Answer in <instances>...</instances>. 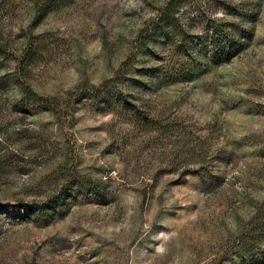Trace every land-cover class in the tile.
Here are the masks:
<instances>
[{"label":"rangeland","instance_id":"1","mask_svg":"<svg viewBox=\"0 0 264 264\" xmlns=\"http://www.w3.org/2000/svg\"><path fill=\"white\" fill-rule=\"evenodd\" d=\"M167 1L68 0L33 25L36 0H0V264H264V243L256 258L238 243L264 200V0H183L193 44L162 64L168 51L139 34ZM212 17L251 36L205 71L195 45ZM31 35L41 53L20 70ZM185 62L204 72L172 80ZM142 67L121 83L127 102L77 100ZM73 180L105 202L16 215Z\"/></svg>","mask_w":264,"mask_h":264},{"label":"trees","instance_id":"2","mask_svg":"<svg viewBox=\"0 0 264 264\" xmlns=\"http://www.w3.org/2000/svg\"><path fill=\"white\" fill-rule=\"evenodd\" d=\"M68 0H36L35 13L33 16V25H37L50 11L58 9ZM183 0H168L164 6H162L157 15L140 30L139 43L145 44L153 40L158 46L161 44L168 53L166 54V60L161 58L159 53L154 52V57L158 62L162 64L172 62L173 55L181 53L182 49L187 50V45L191 46L193 43L191 40V32L186 28L181 20L179 9L181 8ZM229 7V6H228ZM233 8L226 9L225 13L235 14ZM252 14V13H250ZM255 15H250L254 21ZM203 33L200 42H196L195 46L201 48L203 55L201 59L197 58L199 66L204 64L205 71L211 64L222 63L225 60L231 58L239 49H243L244 43L248 41L251 36L249 33H240V38H235L236 24L232 21L224 20L217 17L206 19L203 22ZM42 41L37 36L31 35L28 39V44L19 59L20 70L26 69L28 65L41 53ZM6 50L0 44V54L5 53ZM149 54V51L146 52ZM160 60V61H159ZM203 62V63H202ZM204 72V71H202ZM201 71L196 70V67L186 65V62L180 64L175 77H170L172 80L183 79L192 80L196 76L202 74ZM138 77L129 76L126 77L124 71L120 70L117 74L111 78L104 80L99 86H90L87 91L79 93L78 99L81 98H94L98 99L103 96H107L108 93H114L118 102H127L129 93H124L121 83L127 82L128 86L134 87L141 80L140 78L147 75L145 73V67H142L139 71ZM152 76V75H151ZM22 93L26 96L33 97L34 100L39 102H45L48 98L36 95L28 85L22 87ZM55 101V99H52ZM48 103V102H47ZM59 106V105H58ZM44 108L50 109V105H44ZM99 183L92 182L90 180L71 181L64 185L57 193L50 195L44 202L35 203L31 207H26L22 213L18 211L17 216H23V218H29L34 214L37 218H42L45 221H50L56 216H61L66 213L71 204L76 200L78 194H87V196H97L99 200H106L104 192L100 189ZM250 227L242 232L238 238V243L243 249V252H251L252 257L256 258L254 249H258L264 243V200L261 202V206L258 207L254 214ZM257 246V247H256Z\"/></svg>","mask_w":264,"mask_h":264}]
</instances>
